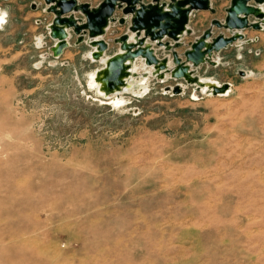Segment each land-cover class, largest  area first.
<instances>
[{"label": "rangeland", "instance_id": "rangeland-1", "mask_svg": "<svg viewBox=\"0 0 264 264\" xmlns=\"http://www.w3.org/2000/svg\"><path fill=\"white\" fill-rule=\"evenodd\" d=\"M211 2L183 39L147 36L158 59L189 64L206 32L232 36L216 24L232 0ZM0 13V264H264V23L192 67L230 83L226 96L145 77L139 56L129 88L103 96L87 36L70 30L53 55L44 0H0ZM114 18L105 56L134 34Z\"/></svg>", "mask_w": 264, "mask_h": 264}, {"label": "water", "instance_id": "water-1", "mask_svg": "<svg viewBox=\"0 0 264 264\" xmlns=\"http://www.w3.org/2000/svg\"><path fill=\"white\" fill-rule=\"evenodd\" d=\"M44 1L46 3V11L53 14L51 25H54V27L50 28L49 25L48 28L50 37L55 41L56 39L64 37L68 39L71 30L77 35V43L86 42V36L88 43L90 41L92 43L94 37L107 27L109 19H111L112 22L115 21L114 15L117 9H122L123 13L128 15L131 21L130 29L134 33L136 32L139 36L141 31H144L146 38L142 39H145V42L148 43L147 36H150L153 40H158L159 44H162V40L166 36L172 37L174 40L178 41L179 35L187 26L192 11H214L211 6V0H153L149 4L143 3L142 0H102L96 7H91L87 2H79L81 0ZM258 1L264 3V0H232L230 7L227 9L224 22H216V24L231 32L236 30L243 31L248 28L262 30L263 20L257 15L256 5ZM75 13H80L81 17H75ZM250 17L256 18L257 21L251 22ZM125 21L126 19L124 18L120 19V23H124ZM57 25L66 26L68 35L65 34L62 28H55ZM209 37L210 32H206L201 39L197 40L192 45L198 57L208 53L213 54V52L235 43L233 36L229 38L218 36L212 41V46L206 47L204 39H208ZM240 37L244 38L243 35ZM128 40L129 35H125L120 38V43H125ZM98 44L104 51L108 47V44L101 38L98 40ZM89 45L93 46L90 43ZM63 51L59 50L57 54L53 52V55L58 57ZM186 55L188 60L191 61L189 57L190 51H188ZM134 56L142 57L143 54L141 49H136ZM157 61L158 59L154 54L151 52L147 53V59L145 60L147 64H156ZM177 92H179V89Z\"/></svg>", "mask_w": 264, "mask_h": 264}, {"label": "bare ground", "instance_id": "bare-ground-1", "mask_svg": "<svg viewBox=\"0 0 264 264\" xmlns=\"http://www.w3.org/2000/svg\"><path fill=\"white\" fill-rule=\"evenodd\" d=\"M211 6H212V2H211ZM256 7H257V15L261 17V20H263L264 23V3L258 1ZM74 16L76 17V13L74 14ZM3 22H4V15L3 13L2 14L0 13V26L2 25ZM112 23L113 22L111 21V19H109V23L107 27H105L94 37V41L92 43L91 41L89 42L90 44L93 45V50L89 53L92 60L94 61L99 60L104 64L102 68L97 69L94 73H92V82H91V84L95 86V88L97 89L98 93H100L103 96H109L112 94L117 96L121 92H124V90L129 88L130 80L134 77L136 73L134 68L135 61L137 59L134 56V52L136 49H141L143 54L142 58L145 64H146L145 60L147 59L148 52H151L156 56L153 46L145 42V39L139 37L136 32L132 36H130L127 42L122 43L123 45L121 44V49L114 56H105V51L98 44V40L104 37V35L110 29ZM51 24L52 23H50V28L54 27V25ZM55 28L57 29L62 28L65 34L68 35V30L66 26L57 25L55 26ZM189 32H190V28L186 26L185 30L179 35V40L183 39L184 36L187 35ZM242 35H243L242 31L239 30L232 31V36L235 39L236 45L238 46L242 45V43L250 42V39L241 38L240 36ZM204 44L206 47H210L212 46L213 43L209 39H204ZM68 45L69 42L66 37L56 39L54 43L53 52L57 54L59 50L63 51L65 47H67ZM189 51H190L189 57L191 58L189 64L172 65L170 68L168 60H162L157 58L158 59L157 63L153 64L151 66V69L146 71L145 77L151 73L163 79L167 74V72H169L172 78L184 79L185 82L191 85L198 86V90L203 93L207 91L211 92L210 96L228 95L231 87L230 83L222 84L213 79H202L203 77L200 78L194 76L192 71V67H199L201 64L204 63H212L214 65H217L218 59H213L212 53H208L206 55L198 57V55L195 53L192 47L190 48ZM251 75H252L251 72H245V76L248 77ZM149 89L150 88H148L147 91H149ZM182 91H183V86H181L179 93ZM195 96L196 95L194 94V97Z\"/></svg>", "mask_w": 264, "mask_h": 264}, {"label": "crops", "instance_id": "crops-1", "mask_svg": "<svg viewBox=\"0 0 264 264\" xmlns=\"http://www.w3.org/2000/svg\"><path fill=\"white\" fill-rule=\"evenodd\" d=\"M250 42H252V40H250ZM250 42H249V43H250Z\"/></svg>", "mask_w": 264, "mask_h": 264}]
</instances>
